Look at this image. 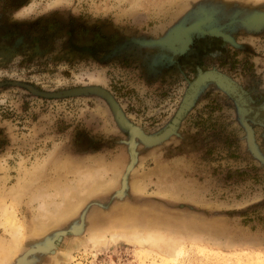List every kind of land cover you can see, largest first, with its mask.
Segmentation results:
<instances>
[{"label": "rangeland", "instance_id": "374dc122", "mask_svg": "<svg viewBox=\"0 0 264 264\" xmlns=\"http://www.w3.org/2000/svg\"><path fill=\"white\" fill-rule=\"evenodd\" d=\"M199 2L264 11V0H0V53L21 61L10 69L0 58V264H264V163L218 89L196 100L176 136L150 146L133 139L132 157L103 99L45 96L96 86L132 126L158 131L185 83L175 71L144 77L139 61L169 51L153 45L99 64L75 61L64 26L85 27L74 40L99 27L110 42L148 41ZM226 32L241 48L214 39L203 59L196 55L201 68L244 87L242 77H264V27ZM206 37L220 36L195 34L188 44ZM182 69L195 74L194 63ZM253 129L264 156L261 128Z\"/></svg>", "mask_w": 264, "mask_h": 264}, {"label": "flooded vegetation", "instance_id": "af4514ba", "mask_svg": "<svg viewBox=\"0 0 264 264\" xmlns=\"http://www.w3.org/2000/svg\"><path fill=\"white\" fill-rule=\"evenodd\" d=\"M64 27L67 30L70 29L68 31L69 35L67 37L66 46L68 47V50H70L69 54L78 57L77 59H74V57L72 58V60L74 59L75 61H81L82 60L80 59L81 56L86 55V57H88L87 59L91 60V63L99 64L103 61H106L107 59L109 60L113 56H119V55L135 56L136 54L138 55V53L135 52L137 48L149 46L146 45L145 43L147 40L137 39V38H132V39L119 38L117 41L110 42L111 36L109 35L111 33L104 32L105 28H99V27L93 28L92 30L93 36H91L89 40H87L86 36L84 35L82 36L80 35V37L77 40H74L73 33L76 31V28L78 27V29L83 30L85 27H83L81 24L67 25ZM101 33L103 35H101ZM21 36L20 37L17 36L14 39L16 46L19 44L20 40L25 42V34L23 33ZM214 39L224 43L227 42L229 45H232L234 47L239 46L241 48V45L237 44L233 39L227 40V39H222L220 37L212 39L206 37V38H200L194 40L190 44H188L189 43L188 42L186 47H184L183 49L182 48L179 49L178 46H176L174 50L164 47V49H167L169 53L163 54L160 51L159 52L156 51L151 53L147 57L145 56L140 59L139 62L141 63V70H142L141 72L144 75V77L145 75L149 77L151 76L159 77L160 75H162V73L166 71H175V73H170V75L180 76L185 83V87H184L185 91L182 95V98L180 99V103L177 107V110L175 111L173 117H171V119L168 122H166L163 125V127H161V129H159L158 131H155L154 133L151 134H145L143 131H140V129H138L137 127L132 126L125 117V115L123 114L117 102L114 99L113 100L117 104L118 110L120 111L122 116L126 119V121L132 127L137 128L143 135L152 138V137H158L162 135V133L164 132H168L167 136L158 142L160 143L168 139L169 137L176 136V130L179 122L182 119V116L187 112H192L195 107L196 100L199 99L202 95H203L202 96L203 99L207 91L210 89L209 87H214L218 89V92L220 93V95L217 98V101L222 104L228 101L229 104L233 107L232 113L230 114H232L233 116L234 123L239 127H241L243 130V138L245 140V144L248 151L253 155V157H255V159H257L261 163H264V156L262 155L256 144L254 137L255 133L253 129L254 126L260 127L261 130L259 132L261 137L264 139V99L256 103L255 100L258 98V95L257 97H253V95L256 94L264 95V90L261 89L264 88V81H263L264 77H260L259 79L260 81L258 80L257 82L253 80L249 75L242 77V80H244L245 81L244 83L246 84V86L244 87L243 85L238 84L237 81L233 79L230 75L225 74L223 71L218 70L216 67L201 68L202 63L198 62L199 59L196 58V55H201V58L203 59L204 52L202 48L204 47L208 49L210 45V41ZM15 44H13V46ZM16 46H14L15 50L17 49ZM108 46L110 47L108 48ZM131 47H135V48H133L132 52H129L128 50L131 49ZM142 50L143 49L140 50L141 53ZM35 51L37 50L35 49ZM140 56H142V54ZM0 58L2 59L1 61H3L1 64L3 66H8L10 69H16L17 65L19 66L21 64V61L15 60L11 55L5 56V55H1L0 53ZM195 59L196 61L194 62ZM193 63L195 64V74L193 77L188 78L187 75L183 72L182 68L184 66L188 67L190 66V64ZM170 81L171 79L169 80V82ZM0 84L5 85V82ZM11 84L22 87L31 93L32 91L36 92L35 89H33L32 87L20 83L19 81H13L11 82ZM107 107L111 113V117L117 129H119V131L124 133L126 136V140L128 138L129 141L130 139L129 132L122 129L117 124L113 112L111 111L108 105ZM253 148L257 153L256 155L252 152Z\"/></svg>", "mask_w": 264, "mask_h": 264}, {"label": "water", "instance_id": "95a60500", "mask_svg": "<svg viewBox=\"0 0 264 264\" xmlns=\"http://www.w3.org/2000/svg\"><path fill=\"white\" fill-rule=\"evenodd\" d=\"M201 27H205L206 31H202ZM264 27V11L258 10H244V9H226L219 3L199 2L186 11L175 23H173L165 33L157 38L146 41V45H157L160 47H167L174 41L180 38L186 39L187 42L191 40L192 35L195 34H210L220 36L223 39L231 40V36L225 31H233L237 29H244L245 31H259ZM174 50V49H173ZM67 95H96L103 99L113 112L115 121L124 130L130 134L128 142L129 152L131 157L133 152V139L136 137L145 145H154L167 136L168 132L162 133L158 137H147L143 135L137 128L132 127L118 110L117 104L112 96L102 88L96 86H88L68 91H62L55 94H47V97H61ZM250 146V145H249ZM251 147V146H250ZM253 147V146H252ZM252 150V149H251ZM252 152L256 155L253 148ZM19 261L16 264H24Z\"/></svg>", "mask_w": 264, "mask_h": 264}, {"label": "bare ground", "instance_id": "6f19581e", "mask_svg": "<svg viewBox=\"0 0 264 264\" xmlns=\"http://www.w3.org/2000/svg\"><path fill=\"white\" fill-rule=\"evenodd\" d=\"M201 30L203 31V27H201ZM204 31H206V30H204ZM187 43L188 42L186 41V39L180 38L179 40L174 41V43L172 45H170V48L175 49L176 46H178L179 49H181V48L183 49L184 47H186Z\"/></svg>", "mask_w": 264, "mask_h": 264}]
</instances>
